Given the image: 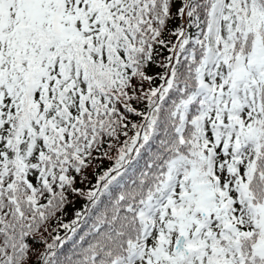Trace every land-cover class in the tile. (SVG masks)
Here are the masks:
<instances>
[{
	"label": "snow or ice",
	"instance_id": "obj_1",
	"mask_svg": "<svg viewBox=\"0 0 264 264\" xmlns=\"http://www.w3.org/2000/svg\"><path fill=\"white\" fill-rule=\"evenodd\" d=\"M0 264H264V0H0Z\"/></svg>",
	"mask_w": 264,
	"mask_h": 264
}]
</instances>
